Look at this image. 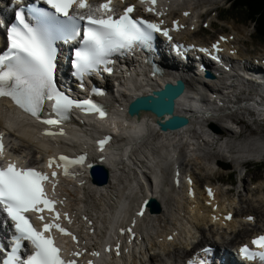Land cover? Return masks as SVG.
Returning a JSON list of instances; mask_svg holds the SVG:
<instances>
[{
    "label": "bare ground",
    "instance_id": "obj_1",
    "mask_svg": "<svg viewBox=\"0 0 264 264\" xmlns=\"http://www.w3.org/2000/svg\"><path fill=\"white\" fill-rule=\"evenodd\" d=\"M213 1L221 0H166L158 20L165 15V18H172L175 14L185 19L183 13H189L190 22L186 27H192V30L183 32L182 39L192 40L194 43L202 40V44L210 49L212 38L199 37V33L205 21L206 25L212 28V18H204L203 14H206L205 8L209 7V10H212ZM120 4L119 1L114 2L116 6ZM123 5L124 3L119 8ZM226 22L236 42L240 40V36L248 38L247 35L250 34L248 30L238 27L233 20ZM234 36L232 35L228 42L225 39L219 40L217 48H211L210 52L215 59L203 60L212 66H218L221 62L216 65L214 63L225 59L234 68L231 72H225L220 68L217 71L212 69L214 76L210 77L207 71L204 74L202 71L192 70L190 63L179 64L165 57V64L171 71L162 78V81L173 79L174 82L181 78L187 87L176 100L175 114L188 115L190 120L186 126L177 130H161L155 123L156 118L154 119L149 112H140L139 116L129 113V106L136 100L135 93L138 94L144 88L145 91L158 88L157 82L139 76L145 73V68L139 60L133 61L131 56L129 61L124 62L126 74L115 65L119 78L111 81L106 77L105 82H102L105 83L104 87L109 86L106 89L105 100L118 101L124 106L121 110L123 113L118 115L125 124L122 128L119 124L118 129L124 133L119 138L112 139L113 151L107 158L104 157L105 161L102 162V154L86 158L88 165L86 167L92 166V169H97L98 166H94V163L101 160L98 164L107 173L106 181L92 185L87 179L89 177L87 169L85 175L87 183L84 186L71 185L69 189L76 187L83 199L81 208L100 220V226L96 225L94 232L102 231L107 224L111 231L117 224V221L111 222L113 218L122 219L124 213H130V210L133 213L137 209L141 199L153 197L149 205L152 211L148 206L143 207L144 215L138 224L142 240L139 244H130V247L136 250L129 252V264H181L194 249H200L208 244L212 245V248L205 251L206 258L211 257L213 260L214 256L217 264H238L236 261L241 262V257L228 255L230 248L264 230L263 179L258 180L253 186L250 185L249 190L246 185L243 186V189L238 190L240 194L234 196L230 187L225 189L222 184L211 182L209 179H205V183L202 184L199 176L212 175L216 168L222 172L242 169L246 167L247 161L264 159V136L257 135L255 131L241 138L248 125L238 120V117L252 119V124L258 126L264 122V75L260 77L263 79L261 83L243 78L246 74L243 68L247 64L252 65L254 55L249 56L246 49L240 46L235 52L229 49L226 43L231 42ZM221 54L226 57L223 59ZM58 66L59 80L63 85H67V79L59 73L66 65L62 61ZM62 72L65 73L64 69ZM60 87L66 92L64 86ZM67 95L70 96L68 91ZM127 104L128 115L124 110ZM234 111L237 112L233 113ZM169 116L165 114L159 120L166 121ZM233 117L236 120H232ZM119 118L115 124L119 122ZM133 120L141 121L144 129L136 130L140 125L133 123ZM105 122L106 124L109 122L108 117ZM28 126L30 127V124ZM4 127L3 131L8 133L9 149L21 153L22 160L38 161L46 152L40 144L45 143L48 138L39 132L21 131L23 123L19 119L8 117L7 123L0 122V128ZM90 128L79 125L76 133L71 129L68 132L69 139L65 138V141L73 146L87 145L86 135ZM55 138L57 147L63 146V141L60 140L62 137ZM11 144L16 145L14 149ZM174 163L177 164L181 180L188 179L192 185L187 192L185 183L182 182L176 188L178 181L173 185L170 181ZM203 186L212 188L214 192L212 197L204 193ZM69 194L70 201H74L72 198L74 194L71 192ZM156 201L159 204L157 206ZM251 214L256 217L254 223L245 218ZM224 215L231 216V219L225 221ZM92 216H85L91 222L88 221V225L95 224L96 219ZM129 218H126L127 221ZM2 221L3 218H0V236L8 234V227ZM119 223L118 220V225ZM169 236L172 237L171 240L168 239ZM122 241L124 240L118 242Z\"/></svg>",
    "mask_w": 264,
    "mask_h": 264
},
{
    "label": "snow or ice",
    "instance_id": "obj_2",
    "mask_svg": "<svg viewBox=\"0 0 264 264\" xmlns=\"http://www.w3.org/2000/svg\"><path fill=\"white\" fill-rule=\"evenodd\" d=\"M140 2L145 3V0ZM12 3L18 7L14 9V22L6 26V48L0 50V97L10 98L19 109L37 119H40L46 98L52 102L51 111L56 117L41 121L49 126L66 120L73 107L93 114L99 123L107 118L105 107L93 99L74 100L58 90L55 82L58 40L78 42L79 46L74 47L71 53L72 75L80 81L83 89L86 75L99 73L101 68L104 72L112 71L109 64L113 54L123 55L137 47H150L156 33L169 41L173 39L169 28L162 27L163 20L154 22L134 16L132 4L123 7L117 14L111 0L95 7L86 0H37L40 6L29 3L26 9L23 0H12ZM155 5L156 0H146L144 11L160 16ZM188 14L183 13L185 16ZM180 27L183 25L172 21V30ZM172 47L177 49L179 46L172 44ZM212 48L216 49L217 44H213ZM92 91L102 94L97 89ZM44 134L56 133L45 130ZM60 134H63L62 129ZM109 138L105 136L97 141L101 149ZM3 155V144L0 142V158ZM83 159L81 156L71 162H83ZM58 160V167H64L69 162L64 155H60ZM53 163L54 158L50 157L48 167L51 168ZM64 174H68L66 168ZM50 175L51 180L49 174L18 165L11 159L0 165V218H3L10 232V247L0 246V255H3L0 264H79L76 258L81 252L78 249L69 253L71 258L64 259L60 255L61 249L54 242L53 229L63 236H69L73 244H79L77 236L58 222L61 214L55 210L56 201L49 197L44 188L47 181L55 190L57 173L52 171ZM45 210L51 213L47 220L43 215ZM30 214H35L40 223L38 228L34 226ZM63 219L72 223L67 213L63 214ZM120 231L123 233L124 229ZM128 231L131 232V229ZM251 244L260 250L253 251L247 245H242L239 249L241 257L248 261L258 258L264 264V234L254 237ZM119 248L117 242V255ZM111 250L110 247L104 248L105 252ZM91 255L100 254L94 251ZM87 264L93 262L89 260ZM188 264H193V261L190 260ZM200 264L205 262L201 260Z\"/></svg>",
    "mask_w": 264,
    "mask_h": 264
},
{
    "label": "rangeland",
    "instance_id": "obj_3",
    "mask_svg": "<svg viewBox=\"0 0 264 264\" xmlns=\"http://www.w3.org/2000/svg\"><path fill=\"white\" fill-rule=\"evenodd\" d=\"M223 7L217 9V16L218 18L221 17L222 20L224 21H221V19H218L216 23L212 24V28L201 31L199 33V36L213 37L215 36L217 32H221V31H224L226 33L231 32V29L228 27V24L226 21L232 22V20L235 22V24L238 27L245 28L246 30H248V32H250V30L252 31V28H251L252 23L250 20L246 19L245 17V15H247L246 10L243 11L240 6H235L231 8L229 6V1H227L223 5ZM225 25H227L226 28H225ZM247 37L248 38L246 39L244 38V36L239 37L240 38L239 44L241 45V47L251 52H254V53L263 50V47H264L263 40L257 39L252 34V32L249 35H247ZM245 119L249 122V125L247 124L248 127L246 126L245 128L246 131L242 133L241 138L249 134V132H255V131L257 135L264 136V122L263 124H260V126H258V125L252 124L251 120H248V118H245ZM232 120H236V118L233 117ZM224 136L221 135V137H224ZM245 166H246L245 171L244 169L240 170V168H237V169H231L229 172H225V171L222 172L218 168H216L212 175H207L206 177L202 174L200 175L198 173L197 174L200 176L202 184L205 183V179H209L211 182L222 184L224 188L232 187V195L238 196L240 194L238 190L243 189V186L246 185V187L249 190L250 185L253 186L254 183L258 182V180L259 181L262 179L264 180V159L258 160V161H252V160L247 161L245 163ZM235 193L237 194L235 195ZM243 193L245 192L243 191Z\"/></svg>",
    "mask_w": 264,
    "mask_h": 264
},
{
    "label": "water",
    "instance_id": "obj_4",
    "mask_svg": "<svg viewBox=\"0 0 264 264\" xmlns=\"http://www.w3.org/2000/svg\"><path fill=\"white\" fill-rule=\"evenodd\" d=\"M208 76H212L207 73ZM184 84L181 80H177L176 84L166 83L160 90L153 91L152 94L138 97L130 106L129 113L140 114V112H149L156 117L161 118L165 114L170 117L166 121H159V125L163 131L176 130L185 126L188 119L182 115L174 113L175 99L183 92ZM106 175L105 169L101 168ZM106 181L105 178L101 181ZM151 203V202H150ZM156 203V202H155Z\"/></svg>",
    "mask_w": 264,
    "mask_h": 264
},
{
    "label": "trees",
    "instance_id": "obj_5",
    "mask_svg": "<svg viewBox=\"0 0 264 264\" xmlns=\"http://www.w3.org/2000/svg\"><path fill=\"white\" fill-rule=\"evenodd\" d=\"M233 7L246 10L247 18L255 23L256 34L264 39V0H232Z\"/></svg>",
    "mask_w": 264,
    "mask_h": 264
}]
</instances>
